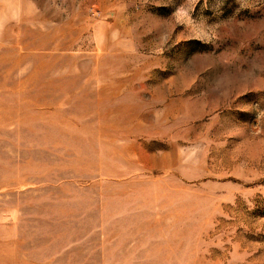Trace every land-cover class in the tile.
<instances>
[{
	"label": "rangeland",
	"instance_id": "1",
	"mask_svg": "<svg viewBox=\"0 0 264 264\" xmlns=\"http://www.w3.org/2000/svg\"><path fill=\"white\" fill-rule=\"evenodd\" d=\"M0 264H264V0H0Z\"/></svg>",
	"mask_w": 264,
	"mask_h": 264
}]
</instances>
